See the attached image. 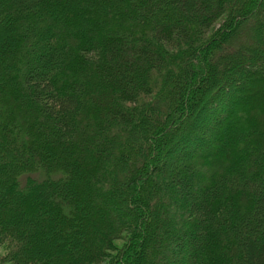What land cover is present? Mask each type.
<instances>
[{
  "label": "trees",
  "instance_id": "16d2710c",
  "mask_svg": "<svg viewBox=\"0 0 264 264\" xmlns=\"http://www.w3.org/2000/svg\"><path fill=\"white\" fill-rule=\"evenodd\" d=\"M0 248L264 264V0H0Z\"/></svg>",
  "mask_w": 264,
  "mask_h": 264
},
{
  "label": "rangeland",
  "instance_id": "374dc122",
  "mask_svg": "<svg viewBox=\"0 0 264 264\" xmlns=\"http://www.w3.org/2000/svg\"><path fill=\"white\" fill-rule=\"evenodd\" d=\"M220 23L221 21H219L218 23H216L213 27L215 28V30H217L220 26ZM221 104H223L222 102H220ZM208 112H212L214 113L215 112V116H216V113L217 111H215V109H208L207 110ZM212 113H206L204 114L203 116V120L201 121L202 123L204 122H207L209 120V115L212 114ZM208 117V118H207ZM185 150H193L192 147H186ZM180 154V149H177L175 148V153L174 154H171V156H169L168 160H172V158H174L175 156L179 155ZM163 189H162V192H163V196H162V203L164 205V215H165V219L166 221H171V222H174L175 225L174 227H176L177 229H181L183 228V224L182 222L187 218L189 217L188 214L186 213L185 209L184 208H181V204L180 202L178 201V199L172 197L170 194L172 192H174V190H167L165 191L166 189V184L163 185ZM171 190V191H170ZM169 191V192H168ZM188 220V219H187ZM117 247H120L123 245L122 242H117L115 244ZM2 249L0 248V252ZM0 264H9V263H6V262H2L0 260Z\"/></svg>",
  "mask_w": 264,
  "mask_h": 264
}]
</instances>
